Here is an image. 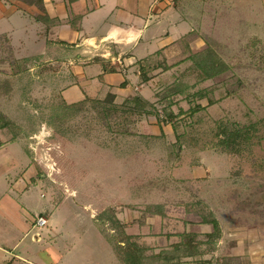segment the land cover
<instances>
[{
    "label": "rangeland",
    "instance_id": "374dc122",
    "mask_svg": "<svg viewBox=\"0 0 264 264\" xmlns=\"http://www.w3.org/2000/svg\"><path fill=\"white\" fill-rule=\"evenodd\" d=\"M180 8L184 13L177 18L182 21L178 29L185 33L153 56L161 67L151 73L155 91H165L174 82L183 88L170 98L174 116L168 123L156 118L163 114V103L156 106L157 114L140 118L118 111L117 120L133 121L121 122L119 128L112 120L110 129L96 100L111 99L91 98L95 102L87 99L67 107L60 93L67 82H58L55 67L34 63L14 75L11 60L22 58L0 48V110L13 122L0 130V231L12 230L11 222L18 226L11 237L1 233L0 244L29 245L35 252L30 260L41 264L63 263L74 249L84 264H123L111 241L121 233L108 216L117 217L123 231L137 236L150 254L171 250L177 234L186 229L183 203L202 200L218 219L221 238L213 250L183 258L180 264H235L241 258L238 264H264V138L242 154L212 147L178 151L172 146L176 132L187 137L197 133L201 144H209L207 128L219 119L256 121L263 124L264 134V0H183ZM159 26L163 30L169 24ZM206 43L240 80L234 93L226 90L231 83H196L188 70L185 57ZM23 46L28 53L36 49L33 44ZM140 48L136 52L142 55ZM204 90L205 97L196 95ZM209 98L214 102L208 103ZM124 124L134 137L119 133ZM141 133L149 138L141 139ZM241 200L248 202L242 209ZM255 200H260L258 209ZM8 201L19 203V211L24 206L27 214L5 217L12 211ZM155 203L166 205V216L141 214L147 204ZM40 212L48 224L32 227ZM209 229L199 227L201 232ZM86 250L89 255L83 254ZM6 256L0 252V264Z\"/></svg>",
    "mask_w": 264,
    "mask_h": 264
},
{
    "label": "crops",
    "instance_id": "0c3cea01",
    "mask_svg": "<svg viewBox=\"0 0 264 264\" xmlns=\"http://www.w3.org/2000/svg\"><path fill=\"white\" fill-rule=\"evenodd\" d=\"M170 1L42 0V12L33 1L0 0V34L7 36L15 58L39 56L43 65L55 67L58 82H67L60 93L68 104L109 94L115 103H122L132 95L153 101L156 92L151 85L153 71L150 79L141 83L138 62L160 49L165 50L164 47L184 35L185 31L178 29L182 21L177 22L184 13L180 12L183 0H175V4ZM38 14L46 20H38ZM163 23L169 27L161 30L159 25ZM170 31L171 36H177L175 39L169 35ZM157 42H161L159 47L154 46ZM24 44H33L36 49L30 48L32 52L28 53ZM139 47V53L144 51L142 55L136 52ZM8 205L12 211L5 217L27 214L24 206L17 210L20 205L17 202L8 201ZM11 223L14 228L18 227L17 222ZM47 224L48 220L44 226ZM14 228L0 234L11 237ZM24 228L27 234L30 227ZM40 251L38 249L37 253ZM0 252L8 255L2 260L3 264H41L31 261L30 256L35 252L29 245L20 247L18 241L12 247L0 244ZM88 252L83 254L89 255ZM79 253L74 249L60 264H84Z\"/></svg>",
    "mask_w": 264,
    "mask_h": 264
},
{
    "label": "trees",
    "instance_id": "16d2710c",
    "mask_svg": "<svg viewBox=\"0 0 264 264\" xmlns=\"http://www.w3.org/2000/svg\"><path fill=\"white\" fill-rule=\"evenodd\" d=\"M26 2H31L40 10L44 11L42 0H24ZM38 20L45 21L46 17L43 15H37ZM0 48L7 50L9 53L12 52L11 46L9 44L8 38L5 34H0ZM157 51L154 55L158 54ZM13 54V52H12ZM146 57L138 62L140 70V82L146 83L150 79V73L155 69L161 67L160 63H154L153 56ZM186 60L190 62L188 68L189 71L195 75L196 83H201L206 80H212L215 84L223 83L230 84L227 87L229 93H234L238 88L241 87L240 80L231 74L230 66L220 57V55L215 51V49L209 45L205 46L197 52H190L185 57ZM3 58L0 56V61ZM11 65L16 68L13 72L14 75H18L24 72L32 64H41L39 56H31L23 58L21 61L11 60ZM179 63V62H177ZM167 69V67H166ZM182 87L177 86L174 82V86L167 88L165 91L162 89L154 93V100L150 101L143 98L140 95H132L126 98L119 105L113 103L112 95H107L104 98L110 101H100L96 100L97 104H101V108L98 109L105 119L106 127L112 128V123L114 120L115 126H120L122 123H128L129 117L123 118V120H117L118 111L125 112L129 115H136L140 117L149 116L151 114H157L156 106L158 104H163V114H157L156 118L160 122L168 123V118L174 115L170 112L171 107V96L176 95L182 91ZM207 90L200 91L196 95L199 97H205L208 95ZM208 91H212L211 89ZM211 94V92H209ZM94 101L91 98H84L78 102L67 104V107L77 106L84 104L86 100ZM208 103L214 102L213 98H209ZM98 106V105H97ZM195 110V109H193ZM112 112V113H111ZM113 114H116L114 116ZM13 122L0 110V130L11 127ZM193 125V124H192ZM195 129L196 126H193ZM120 128V127H119ZM118 128V129H119ZM125 130L119 133L124 135L130 134L127 131V127L124 124ZM209 128V129H208ZM208 133L210 142L208 144L207 140L200 143L201 139L197 134H190L189 137L185 135V132H176V140L173 142L172 146H175L176 150L181 151L183 148L189 146L192 148H198L200 150L212 147L221 153L226 154H242L244 152L250 153L254 144L259 143L263 138L262 134L263 124L256 121L249 122L247 124H240L234 121L216 120L214 124L208 127ZM202 128V131H207ZM198 131V129H197ZM134 137V135H131ZM15 136H13V139ZM141 139L149 138L146 134L141 133L139 136ZM12 139V140H13ZM174 150V149H173ZM172 150V151H173ZM171 152V150H170ZM170 154V153H169ZM153 185V184H152ZM264 198V197H263ZM260 200H255L254 205L259 206ZM244 204H248L247 200H241L238 208L243 207ZM185 206L184 216L181 219L186 226V229L177 234L178 240L174 242L171 246V250H161L159 252L148 254L147 251L150 250L145 244L139 243L137 236L126 234L123 231V225L120 224L117 217L114 215L108 216L107 220L111 222L112 226L118 229L120 238H111L112 244L114 246L115 252L121 258L123 264H180V260L187 257H196L206 254L210 249H214L219 238H221L222 231L218 219L216 218L214 212L208 209L206 203L202 200H189L183 203ZM254 206H252L253 209ZM256 209H258L256 207ZM256 211V210H255ZM258 211V210H257ZM167 213V207L163 203L147 204L142 210L141 214L143 216H160L164 217ZM260 215L264 217V208L260 211ZM101 219V218H100ZM103 220V219H101ZM201 225H208L209 230L206 232H201L199 227ZM242 259V258H241ZM238 261V263L241 261ZM235 262V264H238Z\"/></svg>",
    "mask_w": 264,
    "mask_h": 264
},
{
    "label": "built area",
    "instance_id": "2783aa9c",
    "mask_svg": "<svg viewBox=\"0 0 264 264\" xmlns=\"http://www.w3.org/2000/svg\"><path fill=\"white\" fill-rule=\"evenodd\" d=\"M46 218L41 215H37L33 218L32 227H43L46 224Z\"/></svg>",
    "mask_w": 264,
    "mask_h": 264
}]
</instances>
